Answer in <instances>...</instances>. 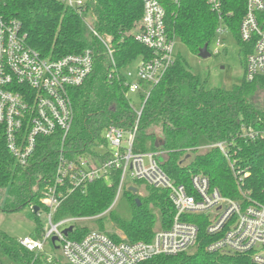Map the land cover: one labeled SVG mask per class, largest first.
I'll list each match as a JSON object with an SVG mask.
<instances>
[{"label": "trees", "instance_id": "16d2710c", "mask_svg": "<svg viewBox=\"0 0 264 264\" xmlns=\"http://www.w3.org/2000/svg\"><path fill=\"white\" fill-rule=\"evenodd\" d=\"M157 1L164 9L167 31L191 54L197 56L199 49L210 45L218 18L210 11L206 0ZM222 2L224 14H232L225 21L240 47L243 68L246 56L253 49L252 44L244 45L237 34L243 0ZM86 4V15L94 18L93 29L113 51L118 77L108 78L111 68L105 49L78 11L57 0H0V15L19 22L27 44L41 57L56 60L87 49L94 53L92 74L70 92L74 123L65 144L70 151L68 156L84 154L95 142L104 144L101 133L110 124L123 127L133 124L134 114L125 97L121 70L139 58H148L151 53L134 40L140 29L142 0H88ZM152 125L159 127L157 135L145 133ZM244 126L264 130V78L248 82L243 77L231 89L208 87L207 81L193 74L178 55L173 67L149 90L139 119L134 151H156L154 142L158 136L162 140L161 167L176 182L187 184L191 175L201 173L223 196L234 200L248 197L264 205V139L243 140L240 132ZM217 142L226 143L235 170L247 174L240 184L218 149L197 150ZM58 146L57 139L38 138L29 166L19 167L8 153L0 130V202L2 191L8 196L0 203V211L15 212L25 206L42 209L43 182L53 175ZM186 158H190L188 163H185ZM111 181L110 186L102 180L94 181L84 192L70 194L56 210L54 221L65 217H97V230L105 232L104 220L107 219L130 242L149 241L157 228L169 226L173 209L164 191L136 182V187L143 186L145 193L133 194L127 188L124 197L128 213L121 217L113 207L110 209L118 186V171L111 173ZM41 231L39 226L34 236H39ZM87 233L89 229L81 227L69 237L81 239ZM208 241L203 224H199L194 252L158 256L140 264H254L249 255L208 253L205 251ZM32 259L17 239L0 232V262L30 264ZM33 264H41V261L35 260Z\"/></svg>", "mask_w": 264, "mask_h": 264}, {"label": "built area", "instance_id": "2783aa9c", "mask_svg": "<svg viewBox=\"0 0 264 264\" xmlns=\"http://www.w3.org/2000/svg\"><path fill=\"white\" fill-rule=\"evenodd\" d=\"M57 1L83 16L86 26L105 49L111 68L108 78L118 77L113 51L93 29L94 18L86 15L88 0ZM206 3L218 18L212 40V54L217 55L224 36L232 35L225 21L232 14H224L222 0H206ZM142 5L140 29L134 40L151 53L148 58L137 59L139 64L133 81H130V72L121 70L125 97L134 114V122L128 127L110 124L101 133L104 144L95 142L84 154L73 156H68L70 151L65 145L74 123L70 92L84 84L92 74L94 53L87 49L81 54L56 60L43 58L27 44L19 22L0 15V130L5 147L17 166L26 167L35 153L38 138L59 140L53 175L44 180L40 198L48 216V227L42 228L39 236H24L17 242L31 254L30 264L35 260L47 264H140L158 256L194 252L199 224H203L209 240L206 252L249 255L254 264H264L263 204L248 197L236 200L225 197L201 173L191 175L187 184L178 183L161 167L159 157L163 152L134 151L139 119L149 90L162 80L178 57L176 39L166 29L162 6L157 0H142ZM237 34L244 45L253 46L244 60V79L252 82L264 78V0H243ZM132 94H139V108L130 99ZM240 137L250 142L264 139V130L244 126ZM210 148L218 149L227 159L240 184L247 174L235 170L226 143L217 142L197 150ZM113 171L119 172L117 197L126 182L128 189H137V194L140 191L136 182L164 191L173 209L169 226L157 228L149 241L130 242L116 232L99 230H89L81 239L70 238L76 229L74 223L96 220L97 217H65L54 221L56 210L70 194L84 192L94 181L102 180L108 186L112 185ZM113 204L114 201L110 209ZM30 209L33 212V206ZM40 211L39 208L37 218ZM69 227L72 230L65 235L64 230ZM48 244L59 252L61 260L45 253Z\"/></svg>", "mask_w": 264, "mask_h": 264}, {"label": "rangeland", "instance_id": "374dc122", "mask_svg": "<svg viewBox=\"0 0 264 264\" xmlns=\"http://www.w3.org/2000/svg\"><path fill=\"white\" fill-rule=\"evenodd\" d=\"M175 46V51L186 62L187 67L193 74L198 75L201 80H206L208 87L231 89V87L241 82L243 78V57L240 54V47L232 35L226 34L224 36L223 46L220 48L219 54L217 55L212 54L213 42H211L208 46L210 57L206 59L191 54L178 39L175 40ZM138 64V60H135L122 70L123 73L130 72L132 74L130 81H133L135 78ZM138 96L139 94L130 95V99L135 103L137 108H139ZM158 131L159 127L157 125H152L145 129V133L149 135H157ZM156 149L158 153L162 152L159 148ZM162 160L163 156H160L159 161L161 162ZM189 161L190 158L185 159V163ZM128 185V182L123 185L118 197L116 195L113 204L114 211L121 217H126L128 213V203L124 197V191L128 188ZM138 190L140 191V195H144L143 186H139ZM2 195L1 204L8 197L7 193L4 191H2ZM2 206L3 205H1V207ZM104 224L106 231L112 233L116 232L117 235L124 236L115 228L112 222L105 219ZM39 226L41 228L48 227V216L44 209H41L38 218L35 217L30 206H25L15 212L0 211V232L17 240L24 236L35 237V230ZM67 226L69 225H66V227ZM97 226L98 222L96 220L81 221L73 224V227L76 229L85 227L89 230H97ZM45 253L61 260L59 252L56 251L51 244L46 246ZM1 263L4 264L3 262ZM41 264L47 263L41 262Z\"/></svg>", "mask_w": 264, "mask_h": 264}, {"label": "water", "instance_id": "95a60500", "mask_svg": "<svg viewBox=\"0 0 264 264\" xmlns=\"http://www.w3.org/2000/svg\"><path fill=\"white\" fill-rule=\"evenodd\" d=\"M198 57L202 58V59H206L208 57H210V54L207 50V45H204L201 49H199L198 51ZM162 145V140L161 138H159L158 136H156L155 142H154V146L155 148H159ZM129 191H131L133 194H137V189L134 187H130ZM135 202L137 203V205H139V200L136 199ZM33 212L34 214H36L38 212V207H33ZM72 227L67 228L66 230H64V234L66 235L67 233L71 232Z\"/></svg>", "mask_w": 264, "mask_h": 264}]
</instances>
